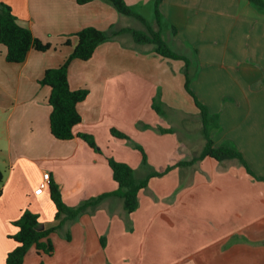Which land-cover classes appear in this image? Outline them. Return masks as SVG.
I'll list each match as a JSON object with an SVG mask.
<instances>
[{"label": "crops", "instance_id": "1", "mask_svg": "<svg viewBox=\"0 0 264 264\" xmlns=\"http://www.w3.org/2000/svg\"><path fill=\"white\" fill-rule=\"evenodd\" d=\"M125 1L138 12L141 10L137 7L138 3L148 2L152 12L150 17H146L158 29L155 0ZM196 1L200 12H218L219 16L225 11H242L245 7V10L254 7L249 0L164 1L160 5V28L164 39L173 49L166 34L170 33L172 40H181L178 34L179 28L184 26V13L195 9L196 5L191 2ZM0 2L11 7L21 26L30 29L42 42L52 45L47 52L31 50L26 61L17 64L7 62V48L0 44V171L4 173L0 185V264H5L8 254L18 245L10 238L18 232L13 222L21 217L24 210L30 209L38 214L44 228L55 225L57 209L51 200L49 186L41 194L35 193L44 182L45 173L51 174L66 204L78 207L92 197L118 188L107 158L112 157L130 165L136 173L143 168L141 152L127 146L124 143L127 140L113 136V128L136 140L147 153L151 166L158 170L167 168L170 154L181 157L184 153L187 156L189 150L184 149L186 144L176 140L169 129L167 111L165 117L164 111L160 115L151 112L144 124L130 123V111L135 112L142 101L139 96L143 88L142 84L141 90L138 87V80L143 75L145 56L139 54L144 46H132L122 37L101 44L89 61L74 60L69 69L71 88L90 92L88 98L78 105L82 122L75 131L92 135L98 150L78 137L67 141L56 139L50 126L51 88L39 82L46 70L59 67L72 53L78 44L76 33L87 27L108 30L115 25L116 10L106 0H94L86 4H79L76 0ZM172 27L176 28L177 35L172 34ZM67 40L71 41L70 46L65 45ZM150 49L147 50L150 55L146 56L149 61H175L164 59ZM128 63L134 66L131 72H125ZM165 106L173 111L169 105ZM110 112L121 114L118 118ZM160 129L170 132L162 133ZM182 167L174 170L179 174L174 179L171 176L168 182L161 179L157 184L152 180L148 188L141 191L139 208L131 215L134 218V231H126L123 202L111 198L97 208L104 214L100 219L102 222L97 221L99 211L96 217L87 212L53 233L51 240L55 244V252L52 257L60 256L61 247L62 252L71 257L83 254L86 264L90 258L95 260V264H264V248L256 255H241L231 250L221 257L219 245L228 240L215 239L212 247L216 248L204 251L199 236H196L199 234L197 230L194 229L193 236L190 235V226L202 225L206 219L189 216V203L184 199L189 179L183 174ZM201 173L202 177L208 175L206 171ZM216 183L218 194L212 192ZM232 186L233 181L228 176L217 181L211 180L198 189L197 197H194L195 204H222L219 202L221 190ZM174 205H178L176 210L172 209ZM45 215L47 220L43 221ZM109 218V227L105 229L102 224ZM210 220L217 224L222 222L216 216ZM229 223L225 221V224ZM246 236L250 240L254 239L251 232H247ZM262 240L264 243V237ZM46 256L38 254L33 247L24 264H46L49 260Z\"/></svg>", "mask_w": 264, "mask_h": 264}, {"label": "rangeland", "instance_id": "2", "mask_svg": "<svg viewBox=\"0 0 264 264\" xmlns=\"http://www.w3.org/2000/svg\"><path fill=\"white\" fill-rule=\"evenodd\" d=\"M191 3L196 7L184 13V26L179 28L178 34L181 40H172L170 33L166 35L174 49L186 55L192 62L190 89L211 113L213 119L210 136L215 145L235 147L254 176L248 174L245 166L238 160L219 163L206 158L191 166L182 167L183 174L189 179V185L185 187L187 193L184 195V199L189 203V216L206 219L202 225H191L190 235L193 236L194 229L197 230L199 234L196 236H199L204 251L216 248L212 247L215 239L228 240L219 245L221 257L231 250L241 255H256V252L264 248V181L260 179L264 177V12L255 7L245 10V7L242 11H225L219 16L218 12H200L198 1ZM137 7L141 9L139 13L151 16L148 2H140ZM115 12L117 15L114 21L118 27L144 29L137 19L123 16L117 10ZM122 40L130 45L136 44L129 35L122 36ZM150 48L154 51L151 45L140 49L142 53L139 54L145 56L143 75L138 80V87L140 90L143 88L139 96L142 101L135 112L130 111L129 119L130 123L144 124L151 112L160 115L157 109H160L161 113L164 111V117L168 113L166 119L169 129L173 131L176 140L186 144L184 149L189 150L187 156L184 153L181 157L170 154L168 168L199 156L206 140L200 111L185 89L184 62L160 63V59H157L160 62L149 61L146 56L150 55L147 51L151 50ZM131 50L136 51L133 48ZM133 67L132 63L126 64L125 72H131ZM164 103L172 107L173 111L166 109ZM110 113L118 118L121 114ZM125 142L140 153L136 146L141 145L136 140L129 137ZM146 159V166L137 170L138 178H143L150 172L163 173L167 169L162 171L153 168L147 153ZM177 168L181 166L172 169L169 176L164 175L152 180L156 181V184L161 179L168 182L167 179L171 176L172 179L179 176L174 171ZM201 171H206L209 176L202 177ZM223 176L231 178L233 186L221 190L222 198L219 202L222 204H195L194 197H197L198 189ZM194 181H197L195 185ZM216 188L217 183L214 189L212 188L214 194L219 193ZM177 206H172V209L176 210ZM98 211L100 215L97 221L102 222L100 219L104 214L99 209L91 210L88 215L96 217ZM214 216L221 218L222 222L217 224L210 220ZM42 219L47 220L46 215ZM226 220L230 223L225 224ZM110 221V218L107 219L106 223L102 224L103 228H108ZM124 222L127 232L134 231L133 216L125 213ZM247 232L253 233L254 239L250 240L246 236ZM232 245L237 247L233 248ZM62 250L60 247V256H46L49 258L46 264H86L83 254L71 257ZM88 264H95V260L88 259Z\"/></svg>", "mask_w": 264, "mask_h": 264}, {"label": "trees", "instance_id": "3", "mask_svg": "<svg viewBox=\"0 0 264 264\" xmlns=\"http://www.w3.org/2000/svg\"><path fill=\"white\" fill-rule=\"evenodd\" d=\"M79 4L90 3L94 0H76ZM119 14L137 19L142 23L144 29H135L132 27H118L112 25L108 30H100L94 27H87L80 30L75 36L78 38V44L65 61L57 68L46 70L40 85L49 86L51 95L49 103L52 107L50 116V126L53 136L58 140H72L78 137L84 140L91 148L98 150L95 138L87 133H76L75 128L82 122V117L78 111V105L85 101L89 96L87 89L73 90L69 81V69L74 60L89 61L93 58L97 48L106 42L116 40L124 35L132 37L134 43L140 46L151 45L155 53L167 60L184 62L185 89L194 100L195 105L200 111V117L203 124L205 146L199 156L194 157L188 162H179L173 167H168L163 173L150 172L143 178H138L136 170L126 163L119 162L112 157L107 158V163L113 172V178L118 188L113 192L101 194L83 202L78 207H70L64 201L59 186L51 180L49 185L51 200L53 201L57 213L55 216V225L50 228H44L40 222V216L30 209L23 211L21 217L13 224L18 228L15 235L10 236L18 244L16 249L7 256L5 264H24L26 256L31 248H35L40 255L52 256L55 252L51 235L60 230L66 223H72L78 220L83 214L96 210L103 202L111 198L120 199L123 202L124 211L127 215H132L139 208V195L141 191L148 188L153 178L164 176L173 168L180 166H191L197 161L211 158L219 163L229 160L240 161L247 173L254 176L252 171L244 162L241 153L233 146H216L210 136V126L212 116L209 109L202 104L192 93L191 85V60L181 53L175 51L172 46L163 37L161 31L162 15L160 5L166 0H155L154 11L156 16V29L149 19L136 11L125 0H106ZM252 6L259 11L264 12V0H249ZM172 32L177 35V30L172 27ZM0 44L7 48V62L24 63L31 50L47 52L51 50L52 45L44 43L36 38L32 31L21 26L17 17L13 14L10 6L0 2ZM65 45L70 46L71 41L67 40ZM157 112L161 113L160 109ZM162 133L170 130L160 129ZM113 136L129 140V137L123 132L113 128ZM136 148L143 157V166L147 164L146 153L142 146ZM4 179V173L0 171V185ZM264 181V177H260ZM1 195V192H0ZM68 237H70L68 235Z\"/></svg>", "mask_w": 264, "mask_h": 264}, {"label": "built area", "instance_id": "4", "mask_svg": "<svg viewBox=\"0 0 264 264\" xmlns=\"http://www.w3.org/2000/svg\"><path fill=\"white\" fill-rule=\"evenodd\" d=\"M44 182L39 186V188L35 191L36 194H41L46 187H48L51 183V174L45 173L43 176Z\"/></svg>", "mask_w": 264, "mask_h": 264}]
</instances>
